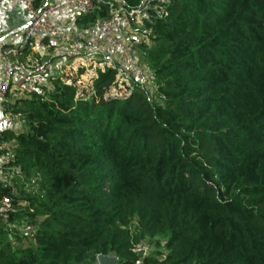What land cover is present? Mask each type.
<instances>
[{
  "label": "trees",
  "instance_id": "1",
  "mask_svg": "<svg viewBox=\"0 0 264 264\" xmlns=\"http://www.w3.org/2000/svg\"><path fill=\"white\" fill-rule=\"evenodd\" d=\"M139 22L155 97L103 57L87 86L4 102L29 128L0 141L45 199L0 181V264H135L143 241L157 246L143 264H264V0L153 2Z\"/></svg>",
  "mask_w": 264,
  "mask_h": 264
},
{
  "label": "built area",
  "instance_id": "2",
  "mask_svg": "<svg viewBox=\"0 0 264 264\" xmlns=\"http://www.w3.org/2000/svg\"><path fill=\"white\" fill-rule=\"evenodd\" d=\"M167 0H146L139 7L128 9L119 0H0V15L10 6L23 7L28 16L22 39L8 42L2 37L0 24V103L9 96H43L47 92L49 79L46 62L41 53H62L85 62L98 64L103 57L114 63L142 88H148L151 80L149 68L141 67L131 50L123 31L130 22H139L152 7L153 2ZM109 7L108 16L93 22H82L97 5ZM98 62V63H97ZM5 130H12L23 122L7 109L2 110ZM15 159V152L8 144L0 145V181L5 182L7 171ZM11 199L0 201V212L9 218ZM21 230L34 234V225H23ZM143 264L153 248L148 242L134 247Z\"/></svg>",
  "mask_w": 264,
  "mask_h": 264
},
{
  "label": "rangeland",
  "instance_id": "3",
  "mask_svg": "<svg viewBox=\"0 0 264 264\" xmlns=\"http://www.w3.org/2000/svg\"><path fill=\"white\" fill-rule=\"evenodd\" d=\"M127 36L126 40L131 47L132 53L137 61V63L144 68H149L147 65V60L145 53L147 52V49L153 45V42L150 40L147 34V30L141 24L140 22H130L128 28H125ZM63 52V51H62ZM51 62V66L48 67L47 72L49 74L48 81L51 82L52 79L61 78L63 80L66 79V77L69 78V82H72L73 79L76 77H79L80 80H77L78 85L80 87L87 86L91 83V79L93 76V72L95 70L96 64L94 65L92 62L88 61H82L78 58L70 57L69 55L63 53L57 55L56 57L51 56L49 58ZM98 63V62H97ZM111 63V62H109ZM79 67H86V73L78 76V69ZM151 73V80L149 81V85L147 88V92L154 96L156 95V87H155V79L153 76V71L150 69ZM122 79H125L127 82L130 83L131 80L123 73H120L119 75ZM20 96H9L7 101L8 102H14L17 100ZM30 97L28 95H24L23 98ZM6 104H3L5 108ZM7 109V108H5ZM29 128V125H24L22 122L21 125H16L14 127V133L18 134L23 131H27ZM9 146H11L12 150L16 152L17 150V142L15 139H11L9 142H7ZM7 179L5 183L11 184L14 188L15 193L18 196H32L36 197L40 200L45 199V192L42 191V186L40 184L41 179L36 180L35 175L27 176L24 172H22L21 168L16 165H11L10 170L7 171ZM23 207L27 206V202H22ZM8 222V218L6 219L2 212H0V225H5ZM26 222L21 221L19 222L20 226L24 225ZM19 239H22L23 236L20 234ZM17 240V242L19 241ZM0 244L6 243L8 240L6 237H0ZM16 242V243H17ZM164 243V241H162ZM24 245L28 244V241H25L23 243ZM153 248V251L156 250L155 244H150ZM162 249H164L162 247Z\"/></svg>",
  "mask_w": 264,
  "mask_h": 264
},
{
  "label": "crops",
  "instance_id": "4",
  "mask_svg": "<svg viewBox=\"0 0 264 264\" xmlns=\"http://www.w3.org/2000/svg\"><path fill=\"white\" fill-rule=\"evenodd\" d=\"M27 22H28V16H27L26 11L23 9V7L19 5H15V6H10L6 8L0 15L2 37L5 38V40L8 42L21 40L23 36L24 27L26 26ZM126 28H128V26ZM123 36L126 38L127 36L126 31H123ZM62 53L63 55L66 54L65 52H62ZM59 54L61 53L57 54L55 52L54 53L47 52V53L40 54L41 58L46 62L47 69L48 67L51 66V62L49 58L51 56L56 57ZM48 77H49V74H48ZM1 78H2V65L0 62V80ZM3 104L4 103H0V137L2 136V132L5 130L3 127V121L1 118L2 113H3L2 110L5 109ZM4 144H7V142L0 141V145H4ZM7 226L11 228L14 227L11 224H7ZM12 237L13 235H11V238Z\"/></svg>",
  "mask_w": 264,
  "mask_h": 264
},
{
  "label": "water",
  "instance_id": "5",
  "mask_svg": "<svg viewBox=\"0 0 264 264\" xmlns=\"http://www.w3.org/2000/svg\"><path fill=\"white\" fill-rule=\"evenodd\" d=\"M98 263L99 264H116L117 263V257L99 255L98 256Z\"/></svg>",
  "mask_w": 264,
  "mask_h": 264
}]
</instances>
